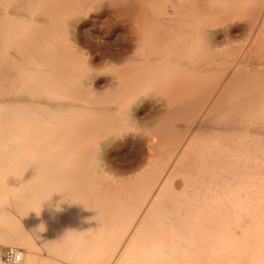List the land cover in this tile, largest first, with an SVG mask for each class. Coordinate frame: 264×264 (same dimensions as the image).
<instances>
[{
	"label": "bare ground",
	"instance_id": "6f19581e",
	"mask_svg": "<svg viewBox=\"0 0 264 264\" xmlns=\"http://www.w3.org/2000/svg\"><path fill=\"white\" fill-rule=\"evenodd\" d=\"M5 5L11 7L13 26L0 30L5 38L2 56L8 60L0 66V97L26 88L40 98L38 83L44 84L40 80L52 71L55 79L49 86L63 92L75 85L83 97L86 92L92 95L79 108L71 107V111L78 110L77 119L51 130L47 146L38 149L28 164L31 187L26 194L20 193L24 195L19 198L21 204L17 198L16 207L28 216L30 229L34 228L44 249L24 257L25 264H61V257L57 259L54 253L60 243L76 264H233L248 259L242 255L244 250L264 252V217L259 215L264 214V188L260 186L264 179H259L258 168L264 161V147H258L264 138V0H5ZM30 7L38 16L18 15ZM113 14L115 19L144 15V61L136 59L140 62L133 70L126 66L129 72L102 81L113 90L109 97L99 90L96 78L90 83L73 82L77 74L80 79L83 71L95 70L91 57L79 47L77 65H72L76 59L72 62L74 44L67 42V21L79 15L104 26ZM214 14H226L220 23L227 25L221 32L216 30L219 23L216 28L202 25L205 15ZM5 17L0 18L8 23ZM28 23L31 30L20 32ZM245 33L244 42L235 43ZM130 46L131 41L117 53H105L120 57ZM247 52H252L253 60L245 57ZM23 58L30 63L25 62L29 67L24 63L25 69L20 70L22 65H17ZM67 59L78 69L69 66L76 75L64 66ZM135 67L139 71L134 72ZM34 70L41 73L35 75L38 85L26 79L22 84L23 73ZM142 94L141 113L134 112L131 106L142 101ZM157 96L164 97L161 108L146 102ZM21 104L28 112L31 106L40 111L46 105L38 99ZM22 105L13 100L0 102V139L29 135L30 129H20L28 113ZM59 107L66 109L62 104ZM141 119L157 122L144 129V142L133 136L120 145L135 151L144 143L148 167L123 177L117 153L106 147ZM178 119L180 123H172ZM141 164L133 157L123 168ZM24 187L29 188L28 184ZM89 228L98 233H92L97 235L87 239L88 245L84 239L82 247L80 236L76 248L66 240L80 230L90 233ZM4 235H0L4 237L1 244L35 249L34 241H27L18 229ZM258 255L255 258L264 257Z\"/></svg>",
	"mask_w": 264,
	"mask_h": 264
},
{
	"label": "rangeland",
	"instance_id": "374dc122",
	"mask_svg": "<svg viewBox=\"0 0 264 264\" xmlns=\"http://www.w3.org/2000/svg\"><path fill=\"white\" fill-rule=\"evenodd\" d=\"M7 2H8V0H6V3ZM0 4L2 5V6H0V13L3 12V14H0V15H2L4 18H6L5 16H7L10 19V21L8 19H6L7 22L9 21L8 23H6V22H4L5 21L4 18H0V30H2V27L6 26V27L10 28L11 26H13V21H11V18H10L11 17V15H10L11 14L10 13L11 7H7L9 10L7 8H5V6H7V5H5V0H0ZM4 8L7 9L8 11L6 12V10H4ZM30 9H33V10L31 11ZM30 9H28V10L26 9L28 12H26V10L23 11L24 9L20 10V12H18V15H20L22 17L24 15H25V17L29 16V19H31L32 17H36L35 15L38 16V14L36 13L34 8L30 7ZM29 11H31V13L33 12L34 15L32 16L33 13L31 14V13H29ZM218 15H216V14L211 15V16L205 15V17L202 21V25L208 26L210 24L209 26H213L216 28L217 24L219 23L218 29L216 28V30L218 32L223 31L226 28L227 22L225 23L226 25L223 22H222V24L220 22L224 21L223 19L226 17V14H221L219 16ZM2 16H0V17H2ZM138 16H139L138 19H136L137 14H135L134 17L129 15V16H123L122 18H119V19H115V15H114L112 17L111 22L104 24V26L101 24V26H103L102 29L99 28L101 26H98L100 24L96 25L89 17H86V16L77 15L71 21H69V20L67 21V28H68V32L70 34L68 36L69 38H68L67 42L71 43L72 45L74 44V49H72V50L70 49L71 54H73V56H74V57L71 56L72 62L76 59L73 62L74 64L72 63V65H74V66L77 65L76 61H77V57L79 56L78 54H79V49H80V51L85 53V55H89L91 57L94 70L97 72L96 73L95 71L92 70V71H87V73L85 74L83 71V75H81L82 71H79V75L82 76V77L80 76L81 78L79 79V76L77 74L78 69L76 67L74 68V66L71 65V62H70L71 59L64 60V61H66V64L64 66H67V68H68L67 70H69V71H73V70L75 71L76 70L77 71L76 73L73 71V75H74V73H75V75L77 74V77L76 78L74 77L75 79H73V82H76L75 84L80 83V80H82V79L86 83H90L96 78V81L98 83L100 82L99 86H101V88H99V90L102 92H105L107 94V96L109 95V97H110V95L113 94V90H111L112 89L111 87L105 88L102 81L104 82L106 80H111L114 77H117L116 73L118 75L120 73L125 74L129 70V68H130V71L133 70L134 69L133 67L140 62V61L139 62L136 61V59L144 61V20H143L144 15L142 17H141V15H138ZM213 16H215V17H213ZM134 18L136 21L134 20ZM212 18H214V19H212ZM105 19L107 20L106 17H104L103 20H105ZM137 20H138V22H137ZM121 21H122V23H120ZM133 21H135V22H133ZM136 23H138V24H136ZM232 23H236V21H233ZM220 25H222V26H220ZM29 26H30L29 23L24 24V26H22L23 29L20 27L22 29V30L20 29V32L24 31L23 33H25L26 31H30L31 28L30 29L27 28ZM25 27L27 28V30H25ZM137 28L140 30V32ZM130 31H131V33H130ZM125 36H126V39H125ZM246 38H247V35L245 33L244 36L236 37L235 43H237V44L243 43ZM4 39H2V37L0 35V46L2 43L4 45V42H5ZM3 40H4V42H3ZM87 41H88V43H87ZM130 41H131V46H130L131 48H130V51L128 53H126L120 57H117V56L111 57L110 55H107V53L112 51V50L114 51V53H117L118 50H120L126 44V42H130ZM142 42H143V45H142ZM4 46L0 47V49H1L0 56H2L4 53L3 52V50L5 49ZM120 46H122V47H120ZM78 47H79V49H78ZM221 47L222 48L225 47V44H222ZM67 51L68 50H66L65 53L69 54L70 51H68V52ZM72 51H75L76 53L75 52L72 53ZM12 52H14V51L12 50ZM105 52H107V53H105ZM247 53L248 54H245V57L246 58L250 57L253 60L254 58L252 57V52L251 53L247 52ZM71 54H69L68 56L70 57ZM2 57L3 58L0 57L1 58L0 59V66L2 64L4 65V63H6L8 61L6 58L4 59L5 56H2ZM2 59H4V60H2ZM20 61L21 62L18 61L19 64L17 65V66L22 65L21 68L19 67L20 70L25 69V67H29V66H26L27 63H25V62H29V60H26L23 58V60H20ZM142 61H141V63H142ZM50 62H51V60L49 61V63ZM68 62L70 64H68ZM24 63H25V65H24ZM29 63H28V65H30ZM34 63H36V62L31 63L30 66H33ZM40 63H43V62L40 61ZM44 63H45V61H44ZM44 63H43V65H44ZM142 64H144V63H142ZM45 65L47 66V64H45ZM51 65L52 64H50V66ZM69 66H71L73 70L70 69ZM126 66H130V67L128 68ZM122 67H124V68L122 69ZM64 69H66V68L64 67ZM137 69L138 68L135 67L134 72L139 71ZM141 69L143 72L144 71V65H143V68L141 66ZM67 70H64V73H65V71L67 72L65 74H68L69 71H67ZM125 70H127V71L125 72ZM110 71H113V72H110ZM30 72L29 73H27V72L23 73L22 72L23 73L22 76L24 77L22 80L20 79L22 84L25 81V79H26V81H25L26 83H29L32 81L30 84H33V82H36V80L39 81V78L36 76L41 74V73H39L38 71H35V70L33 72L32 71H30ZM47 73H46V75H44L45 79L42 78L40 80L41 83H44V84L41 85L40 82L39 83L36 82V85H35V86H37L39 84L42 87L41 89L38 88V90H40L42 92V93H40L41 94L40 98H34V95L32 93L33 90H30V89L27 90L26 88H25L26 91L21 90L20 91L21 93L17 92L18 91L17 90L8 96H7V94L6 95L2 94V97H0V102L7 101V100H9V101L13 100L15 102L16 101L19 102L20 105H22L21 104L22 102L25 103L24 105H27V103L31 104L32 102H35L38 99L39 101H41V102L43 101L46 103V105H48V106L45 105L46 107L43 106V108H41L40 111H39V109H40L39 106H38L39 109H37V107H35L36 109H34L33 108L34 106H31V109L33 108L34 110H36V111H34L33 109L32 110L30 109V105H29L28 106L30 109L29 112L34 111L35 114H34V112H32L33 114H31V112L29 113L25 109L27 107L25 106V108H24V106L22 105V107L25 109V110L23 109L24 110L23 112L26 111L28 113L26 114L27 115L26 122H24L25 124L23 123L22 125H20V129L25 131V132H26V130L30 129L31 133L33 132L32 133L33 135L30 133V131H27L26 133L29 135H24V136L23 135L22 136L9 135L3 139H0V235L3 236L5 233L6 234L8 233V235H9V234H11V232H15L18 229L23 233V235L27 241L28 240L34 241V243L36 245L35 249L37 248L36 250L34 249L31 251V250H29L27 245H24V247H23V245L19 246V247H15L12 245H8L7 243L1 244L4 241L3 240L4 237L1 236L0 240L2 239V241L0 243V258H1V254H2L3 250L7 247H15V248L20 249L23 252V254L25 253L24 254L25 256L23 255V260H24V257H28V258L32 257V255H30V254H33V256L37 255L38 251L40 253L41 249H42L41 251L43 252L44 243L41 240H40L41 242H39V238L37 237V234L34 232L35 231L34 228L32 227V229H30L31 223H30V221H28L29 220L28 216H26L25 214H21V212L17 210L18 206L16 207V203H19L17 201V198L18 199L21 198L24 194H26L28 192V190L31 187L30 186L31 185V182H30L31 171H29L30 169H29L28 164H30L31 159L34 160V158L37 155L36 151L38 149L43 150L47 146L49 132H51V130H54V129L56 130V128H57V130H60L61 127L63 126V124H65L66 121H69V119H74V120L77 119L76 117H77V111L78 110H76V108L75 109H73V108L77 107V106H78L77 108H79V105H81V102H83L85 100H89V101L92 100L91 94L86 92L85 94H88V95L86 96L84 94V97H83V93H81L80 90L75 87V85L72 86L71 89H70V87L66 88V90L62 89L63 92L60 91L61 89H59L58 86H54V87L51 85L49 86L48 83L52 82V78H54L55 75L52 74V73H54L53 71H52V73H49V72H47ZM54 79H53V82L56 81V80L54 81ZM24 85H25V83H24ZM28 85L29 84H26V86H28ZM19 86L21 87L20 84H19ZM26 86H24V87H26ZM20 87L18 89H20ZM73 88H76V90ZM34 89H36V88H34ZM70 90H71V92H70ZM72 90H75V91H72ZM22 92H24V93H22ZM64 95H65L66 99H65ZM84 98H85V100H83ZM141 98H142V101L140 99V102L138 101L139 103L137 102L136 104H133L131 106V108L134 112H140V110L144 106V94H142ZM59 99H62V101ZM163 100H164L163 96H157V97H154L152 99H147L146 102L149 105H151L150 103H152V105L155 104L156 106L155 105H153V106L156 108H159ZM30 101H32V102H30ZM59 104L60 105L62 104L63 107L65 106L64 108H66V109L63 110L62 108H60ZM90 105L93 106L92 104H90ZM71 107H73L72 111H71ZM68 108L70 111H68ZM74 113H75V115H74ZM28 114H30V115H28ZM55 121H57V122H55ZM172 123L173 124L180 123V120L179 121H177V120L172 121ZM156 124H157L156 121L145 122L144 119H141L138 122L137 126L133 125L131 128H129V131L127 129L126 131L123 132V134L121 133L120 135H118V138L113 139L112 143H110L106 147V150H109V151L111 150V151L117 153L118 162L123 167H125V165H127L128 162L131 159H133V157H137L138 160L142 161V164L140 165L141 167L138 166L137 168H134V169H130L127 167L125 169L123 167L120 168L119 171L123 177H127L129 175H134L136 172H139V171H144L147 169L148 165L144 164V160H146V157H147V154H146L147 153V147L144 146V143L142 145H140L137 149H135V151H136L135 152V151H132L129 148V146L127 147V145L121 146L120 145L121 140H123L124 138H132L133 136H136L141 141L144 142V138H143L144 129L152 128ZM28 126H29V128H28ZM2 127L4 128L3 124H2ZM0 129H1V127H0ZM30 134H31V136H30ZM141 137L143 138V140L141 139ZM263 139L264 138L260 139L258 147H261V148L264 147V140ZM41 144H43V145H41ZM133 152L135 154H132ZM262 152H264V150H262ZM33 155H34V157H33ZM263 162H261L258 166V168L260 169V172H259V170H258V172L259 173L262 172L261 176L259 175L260 180H261V178L264 179V172H263L264 171V163ZM26 168H28V169L26 170ZM144 168H146V169H144ZM28 173H30L29 176H28ZM25 178H26V182H24ZM27 178H28V180H27ZM262 182H261L262 184L260 183V186H261V188H264V180H262ZM25 183L28 184L29 188L24 187L27 185ZM23 191H24V194H21L22 196L20 197V193H23ZM26 197H27V195H25V197H24L25 199H22V200H26ZM19 201H20V199H19ZM20 204H21V201H20ZM259 215L260 216L263 215L262 217H264V214H262V213ZM27 222H29L28 225L25 224ZM90 229H91L90 233H88L86 230L84 231L85 235H83L84 234L83 231L80 232L81 230L79 231L80 235H79V232L78 233L76 232V234H74L73 237L67 233L68 236H70V238L68 236H66L67 234L65 235L66 236L65 238H67V237L69 238V239H66L68 242H69V240L72 241L69 243H70V245L73 244L74 246L72 245V247H74V248H76L74 243L77 242L78 241L77 239H79L80 237L82 238V241L85 239L84 240L85 244L88 245L89 242L87 239L91 240V239H93L92 238L93 236H94V238H96L95 235H97V233H98V230H96L97 233H95V235H93L94 232H96V231H95V229H92V228H89L88 231ZM73 231L75 232L76 230H72L71 232H73ZM33 233H35L36 235H33ZM86 234L87 235L90 234L91 236H89V235L87 236ZM75 236H76V239H75ZM83 236L84 237L87 236V237L83 238ZM80 241L81 240H79V242ZM84 241L82 242V247H84L83 246ZM80 244H81V242H80ZM37 245H38V247H37ZM63 245H65V244L60 243L59 246L57 245V248L58 249L60 248L61 250L60 249L58 251L55 250L58 252V253L54 252V253H56V258L57 257H58L57 259H59L60 257L63 258V260H61V258H60L59 262L61 264H76L75 262H77V261H75V259H74L75 257L71 259V256L69 255L70 253H67V251H66L67 248H66V246H63ZM70 249H71V247H70ZM60 251L65 252V253L63 252L64 254L63 253L62 254L67 258V260H69V262L67 260H64L66 258L60 253ZM244 252H245V250L242 252L243 253L242 255L243 256L245 255V257H247L249 260L244 259L245 262L243 260L240 262H233V264H252V262H249L250 259H252L251 258L252 256L254 257L253 261H255V263H256V259H258L259 257L257 258V256H256V258H255V254L258 255L259 253H261V255L264 256V252L258 253V251L255 252L254 249L247 250L245 252L246 254H244ZM261 255L259 254L258 256H261ZM70 259L72 260V262L73 261H75V262L70 263V261H71ZM64 262H67V263H64ZM257 263L258 264H264V257H262V258L260 257L259 262H257ZM23 264H25L24 261H23ZM47 264H57V263L52 261V262H48Z\"/></svg>",
	"mask_w": 264,
	"mask_h": 264
},
{
	"label": "built area",
	"instance_id": "2783aa9c",
	"mask_svg": "<svg viewBox=\"0 0 264 264\" xmlns=\"http://www.w3.org/2000/svg\"><path fill=\"white\" fill-rule=\"evenodd\" d=\"M23 252L15 247H7L1 254L3 264H23Z\"/></svg>",
	"mask_w": 264,
	"mask_h": 264
}]
</instances>
